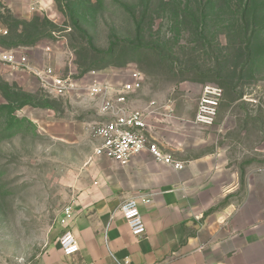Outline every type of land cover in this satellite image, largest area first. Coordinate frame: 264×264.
Wrapping results in <instances>:
<instances>
[{
	"label": "rangeland",
	"instance_id": "1",
	"mask_svg": "<svg viewBox=\"0 0 264 264\" xmlns=\"http://www.w3.org/2000/svg\"><path fill=\"white\" fill-rule=\"evenodd\" d=\"M0 3L9 32L0 49L32 68L82 83L121 84L141 72L144 88L133 99L158 101L161 115L167 107L170 126L192 134L194 154L222 150L240 175L236 200L264 221V0ZM208 87L222 90L218 117L195 126ZM24 95L31 105L20 106ZM9 103L31 123L0 142V264H33L62 235L59 217L76 199L98 145L94 127L105 119L99 100L52 98L29 70L0 63V106Z\"/></svg>",
	"mask_w": 264,
	"mask_h": 264
},
{
	"label": "crops",
	"instance_id": "2",
	"mask_svg": "<svg viewBox=\"0 0 264 264\" xmlns=\"http://www.w3.org/2000/svg\"><path fill=\"white\" fill-rule=\"evenodd\" d=\"M141 91L129 96V107L145 110L157 103L148 119L149 139L185 168L159 164L148 152L124 167L97 157L94 149L78 183L69 227L80 252L65 257L59 236L33 264H264V221L236 200L240 175L223 151L194 154L188 128L170 126L168 109L161 115L158 101L133 99ZM130 198L150 200L140 203L142 237L133 236L119 210Z\"/></svg>",
	"mask_w": 264,
	"mask_h": 264
},
{
	"label": "built area",
	"instance_id": "3",
	"mask_svg": "<svg viewBox=\"0 0 264 264\" xmlns=\"http://www.w3.org/2000/svg\"><path fill=\"white\" fill-rule=\"evenodd\" d=\"M36 2V0H33ZM33 11H43L42 6L33 4ZM7 29L0 27V36H8ZM0 63L14 69H27L36 77L46 94L52 98H66L74 94L99 100V112L103 119L94 127V139L98 142L95 155L128 166L132 159L148 152L155 162L175 170H183L185 165L165 154L152 143L147 134L148 119L156 114L157 103L152 102L145 110H133L128 105L130 95L143 89L144 75L139 71L131 72L129 80L119 87L102 83L94 78L89 83L62 77L53 68L38 69L29 66L28 58L0 49ZM222 90L206 88L200 100L194 123L201 127H212L219 113ZM149 199L130 198L122 203L120 212L131 229L133 236L142 237L146 233L145 223L140 211V203ZM75 220L74 202L68 205L59 217V225L64 229L58 244L65 257H73L80 252L77 237L69 229ZM128 264V263H124Z\"/></svg>",
	"mask_w": 264,
	"mask_h": 264
},
{
	"label": "trees",
	"instance_id": "4",
	"mask_svg": "<svg viewBox=\"0 0 264 264\" xmlns=\"http://www.w3.org/2000/svg\"><path fill=\"white\" fill-rule=\"evenodd\" d=\"M243 2V1H242ZM1 5V3H0ZM242 6H239L241 10ZM249 11L248 6L245 7V12ZM6 37V36H5ZM20 106H27L32 104V100L28 95H24L23 99H20ZM17 107L14 103H9L0 106V122L2 123V129L0 130V142L2 139L12 138L22 132V130L31 122L27 118H19L16 115ZM3 116V117H2ZM6 119V120H5Z\"/></svg>",
	"mask_w": 264,
	"mask_h": 264
}]
</instances>
